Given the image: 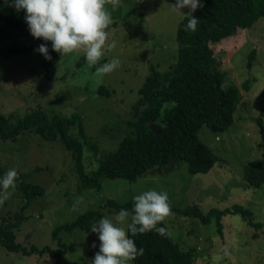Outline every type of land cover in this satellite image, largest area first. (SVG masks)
I'll list each match as a JSON object with an SVG mask.
<instances>
[{
    "label": "rangeland",
    "instance_id": "1",
    "mask_svg": "<svg viewBox=\"0 0 264 264\" xmlns=\"http://www.w3.org/2000/svg\"><path fill=\"white\" fill-rule=\"evenodd\" d=\"M116 2L115 9L111 3L106 4L112 12V23L106 31L110 32L109 42L114 40L116 47L103 57L105 62L117 57L121 66L106 75H96L95 68H89L86 62L76 65L83 50L59 56L45 73L42 63L45 57L36 51L43 43L30 32L0 25V50L10 43L31 47L18 56L0 53V112L8 119V126L35 107L47 115L78 114L86 134V141L81 139V161L86 174H92L98 166L88 146L90 142L102 151H111L129 132L131 105L138 97L149 65L166 70L175 64L179 48L177 27L185 18L182 13L190 11L187 7L182 12L173 11L176 0ZM10 4L11 0L8 3L0 0V10L27 25L26 12H17ZM211 47L218 59L217 66L224 73V85L239 86L240 100L234 121L226 130L212 132L207 125L200 130L202 141L218 157L206 173L191 172L185 160H172L146 170L134 181L101 176L99 188L77 192L79 181L73 152L61 139H44L31 130L9 139L0 136V166L5 173L15 167L25 182L44 189L21 211L25 198L16 188L0 206V221L4 216L10 222L18 220L15 238L26 247L55 249L59 240L68 246V252L56 259L47 252L27 256L9 251L0 242V264H90L100 245L99 236L91 227L74 229L72 233L62 231L56 237L52 230L95 209L102 210V217L114 218L118 211L105 206L107 199L133 201L136 195L153 189L167 192L169 203L179 210L196 204L206 214L210 209H229L237 203L252 212L253 221L264 222V184L246 186L243 178L244 165L261 158L263 152L258 117L264 123V18ZM249 61L252 64L248 65ZM245 81L247 85L243 86ZM100 85L109 93L101 92ZM164 125L162 114L148 128L159 132ZM70 133L75 134V127H71ZM164 221L171 238L181 248L196 249L194 264H264V225L256 227L239 215L225 214L219 233L215 220L204 224L198 218L172 211ZM128 222L130 219L120 226L126 229Z\"/></svg>",
    "mask_w": 264,
    "mask_h": 264
},
{
    "label": "trees",
    "instance_id": "2",
    "mask_svg": "<svg viewBox=\"0 0 264 264\" xmlns=\"http://www.w3.org/2000/svg\"><path fill=\"white\" fill-rule=\"evenodd\" d=\"M203 7L198 8L193 15L200 19L195 32L185 31L188 23L185 17L178 24L176 40L179 44L178 57L169 69L161 70L150 64L149 71L143 77L138 88V97L132 102V117L128 120L129 132L119 140L117 147L111 151H102L97 144L90 142L88 146L98 161V166L92 174H86L82 165V141H86V134L82 119L78 114L63 116L47 115L40 107L19 117L8 126V119L0 112V136L4 139L15 137L23 131L31 130L44 139L58 137L75 159V171L78 177L77 192L85 188H99L101 176L119 177L134 181L146 170L161 167L174 160H185L188 168L194 173H206L217 161L213 150L202 141L200 130L207 125L212 132H223L234 121V112L240 100L239 86L224 85V73L218 68V59L212 44L232 36L238 29L250 28L264 18V0H202ZM6 24L10 28L30 32L27 25L18 21L8 12L0 10V25ZM116 23H113L115 26ZM31 34V33H30ZM33 37V36H32ZM34 38V37H33ZM36 39V38H35ZM47 43L52 59H43L45 73L61 56L52 50V42H45L43 38L36 39ZM31 49L30 46L10 43L0 50L5 56L21 55ZM252 50L250 53H254ZM86 62L84 54L76 59V65ZM105 62V57L99 64ZM216 63V65H215ZM252 63H248L250 65ZM247 85V81L243 86ZM101 92L109 93L103 85ZM170 103V104H167ZM163 114L165 125L159 132L148 128L150 122L157 121ZM263 147L262 157L248 161L243 169L246 186L260 187L264 184V123L258 117ZM75 127V134L70 133ZM5 168L0 166V175H4ZM17 188L25 199L21 203L22 211L33 196H40L42 186L30 184L18 174ZM134 200L118 202L107 199L105 206L115 211L126 209L132 213ZM171 207L174 213L186 217H195L204 224L215 220L217 231L221 232V217L225 214H236L246 219L249 224L261 227L264 222H255L252 212L241 204H233L229 209H210L206 214L198 206H190L184 210ZM101 209L85 212L75 218L73 222L62 224L52 230L53 237L59 232L72 233L74 229L84 230L102 218ZM15 218V217H14ZM18 220L10 222L4 216L0 221V242L9 251L20 252L23 255L47 252L53 258H61L68 252V246L61 240L58 247L48 246L37 248L35 245L26 247L16 241L14 229ZM158 227H164L167 235H159L155 231L131 236L138 248L144 253L138 256L132 264H194L196 249H183L174 241L165 221ZM127 229V227H126Z\"/></svg>",
    "mask_w": 264,
    "mask_h": 264
},
{
    "label": "clouds",
    "instance_id": "3",
    "mask_svg": "<svg viewBox=\"0 0 264 264\" xmlns=\"http://www.w3.org/2000/svg\"><path fill=\"white\" fill-rule=\"evenodd\" d=\"M8 3V0H5ZM111 3L115 9L116 0H11L9 6L17 12L25 11L24 17L31 35L45 42L51 41L52 50L61 57L76 50H83L86 64L95 68L96 75L109 74L121 66V61L113 57L107 62L97 65L106 52L116 47L114 40L109 42L110 32L106 31L112 23V12L106 8ZM188 20L185 31L195 32L200 19L193 13L203 7L201 0H176L173 11L182 12ZM45 59L51 60L47 43L36 49ZM18 170L10 168L0 177V206L9 200L17 188ZM171 213L168 193L165 191L147 190L134 197L132 213L122 209L114 218L107 215L100 218L90 227L100 240L99 251L90 264H130L144 253L138 248L131 236L155 231L159 235H167L164 227H158ZM127 223V229L121 224ZM93 247H96L93 244ZM227 255V251L225 250Z\"/></svg>",
    "mask_w": 264,
    "mask_h": 264
}]
</instances>
